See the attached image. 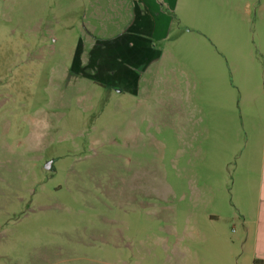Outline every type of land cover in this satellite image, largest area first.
Returning <instances> with one entry per match:
<instances>
[{"label": "rangeland", "instance_id": "obj_1", "mask_svg": "<svg viewBox=\"0 0 264 264\" xmlns=\"http://www.w3.org/2000/svg\"><path fill=\"white\" fill-rule=\"evenodd\" d=\"M172 2L0 0V264H251L264 23Z\"/></svg>", "mask_w": 264, "mask_h": 264}, {"label": "crops", "instance_id": "obj_2", "mask_svg": "<svg viewBox=\"0 0 264 264\" xmlns=\"http://www.w3.org/2000/svg\"><path fill=\"white\" fill-rule=\"evenodd\" d=\"M161 3L168 2L170 7H173L174 0H158ZM243 13L247 17L246 20L254 17L264 23V0H242ZM256 25V24H255ZM258 34L256 48L261 57H264V33L258 27ZM255 198V204L249 217H245L243 223V238L250 239L252 254L251 259L261 258L264 259V162L262 173L259 176V183ZM252 261V260H251Z\"/></svg>", "mask_w": 264, "mask_h": 264}, {"label": "trees", "instance_id": "obj_3", "mask_svg": "<svg viewBox=\"0 0 264 264\" xmlns=\"http://www.w3.org/2000/svg\"><path fill=\"white\" fill-rule=\"evenodd\" d=\"M251 264H264V259L261 258H253Z\"/></svg>", "mask_w": 264, "mask_h": 264}]
</instances>
